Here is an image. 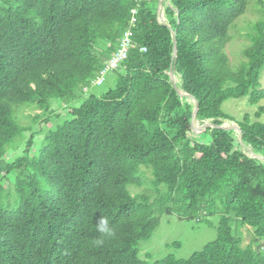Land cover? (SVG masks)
Masks as SVG:
<instances>
[{
  "label": "trees",
  "instance_id": "16d2710c",
  "mask_svg": "<svg viewBox=\"0 0 264 264\" xmlns=\"http://www.w3.org/2000/svg\"><path fill=\"white\" fill-rule=\"evenodd\" d=\"M158 4L0 0V264H264V160L248 151L264 157V18L233 68L229 30L247 0H171L166 24ZM134 8L128 57L109 72L115 86L95 93ZM174 31L177 83L198 99V121L236 122L242 142L235 130L193 132L195 103L169 75ZM243 97L258 105L255 120L223 111ZM17 106L40 112L21 125ZM54 119L36 147L35 126ZM143 168L158 192L167 187L159 201L129 190L145 184ZM160 207L210 224L219 215L217 237L189 258L143 260L140 243L159 225ZM243 227L253 233L247 245Z\"/></svg>",
  "mask_w": 264,
  "mask_h": 264
},
{
  "label": "rangeland",
  "instance_id": "374dc122",
  "mask_svg": "<svg viewBox=\"0 0 264 264\" xmlns=\"http://www.w3.org/2000/svg\"><path fill=\"white\" fill-rule=\"evenodd\" d=\"M160 1V0H159ZM248 8L240 18L236 20L233 26L229 30L230 41L227 44L226 51L230 58V63L233 68H238L243 61L244 49L250 43V33L253 31L254 25L261 19L264 18V13L262 12L258 0H247ZM165 2L163 6V12L165 15ZM160 19V18H159ZM178 81L180 82V77L177 76ZM115 78L113 74H108L106 82L101 86H95L92 88V91L95 93H103L115 86ZM261 83L264 87V70L261 73ZM264 104V101L261 102ZM55 111L67 115L66 111L63 109V104H54ZM258 109V105H252L248 97L243 98H230L223 104V111L235 118L236 120H242L244 115L248 114L252 120H255V112ZM39 113L40 110H37L35 107H25L17 106L15 107L14 117L16 121L23 125H28L32 123V116L35 113ZM53 121L48 124H42L39 121L35 128L41 129L36 135V147H39L42 144L45 134L55 123ZM226 124H233V121H225ZM198 124L202 122L198 121ZM42 126V127H40ZM29 131L26 133V136L33 132ZM19 146L23 147V143ZM22 149V148H21ZM21 149L17 152L16 156L21 154ZM249 155H251L249 153ZM15 156L14 153H10L9 157L12 158ZM143 178L145 184L142 186L131 185L129 190L133 193H141L152 196V201H159L164 193L167 191L166 186H162V193L158 192L156 188L152 185V174L150 171L143 168ZM159 217V225L154 230L152 236L143 240L140 243V257L143 260L148 262H155L161 260L167 256H173L178 259L189 258L194 252L199 251L204 248V246L213 241L217 237V225L219 223V215L211 217L210 224L206 221L198 222L196 219L183 218L177 212L167 213L163 211L160 207V211L157 213ZM243 245H247L251 242L253 238V233L249 227H243Z\"/></svg>",
  "mask_w": 264,
  "mask_h": 264
},
{
  "label": "water",
  "instance_id": "95a60500",
  "mask_svg": "<svg viewBox=\"0 0 264 264\" xmlns=\"http://www.w3.org/2000/svg\"><path fill=\"white\" fill-rule=\"evenodd\" d=\"M164 2L167 4V5H171V0H160L159 1V4H158V15H159V18H160V21L162 23H165L166 24V18L164 16V12H163V6H164ZM177 54H178V41H177V37H176V32L174 31L173 32V62H172V65L170 67V70H169V75H170V79L174 85V88L176 89V91L178 92V94L180 96H186L187 98H189L190 100H192L194 103H195V108H194V112H193V115H192V130L193 132H196V133H201L203 131H205L208 127H219V128H223L225 130H235L238 132L239 134V138L242 142L243 140V137H242V129L241 127L235 122L233 124H216L214 123L213 121L211 120H208L204 123H202L201 125L198 124V119H197V113L199 111V108H200V103L198 101L197 98H195V96L193 94H190L186 91H184L177 83V75L175 74V69H174V61L177 57ZM248 151L250 152L251 156L253 157H258L260 158L261 160H264V157L263 156H258L256 155L253 150L251 148H248Z\"/></svg>",
  "mask_w": 264,
  "mask_h": 264
},
{
  "label": "built area",
  "instance_id": "2783aa9c",
  "mask_svg": "<svg viewBox=\"0 0 264 264\" xmlns=\"http://www.w3.org/2000/svg\"><path fill=\"white\" fill-rule=\"evenodd\" d=\"M136 13L137 9H132V17L130 19L129 28L124 32L121 41L120 46L117 51V53L112 56L106 65L101 69L99 75L96 77V79L93 80V86L102 85L109 72L119 68L121 64L124 62V60L128 57L129 50L132 46L133 40V28L136 24Z\"/></svg>",
  "mask_w": 264,
  "mask_h": 264
},
{
  "label": "clouds",
  "instance_id": "9594fccd",
  "mask_svg": "<svg viewBox=\"0 0 264 264\" xmlns=\"http://www.w3.org/2000/svg\"><path fill=\"white\" fill-rule=\"evenodd\" d=\"M102 223L104 225H107V220H103ZM99 230L102 232H105L108 236H113L115 234L112 229L107 228V227H101Z\"/></svg>",
  "mask_w": 264,
  "mask_h": 264
}]
</instances>
